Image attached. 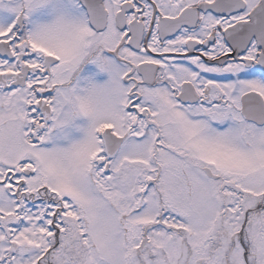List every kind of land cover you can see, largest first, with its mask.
<instances>
[{
    "label": "snow or ice",
    "instance_id": "obj_1",
    "mask_svg": "<svg viewBox=\"0 0 264 264\" xmlns=\"http://www.w3.org/2000/svg\"><path fill=\"white\" fill-rule=\"evenodd\" d=\"M0 264H264V0H0Z\"/></svg>",
    "mask_w": 264,
    "mask_h": 264
}]
</instances>
